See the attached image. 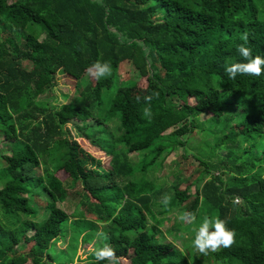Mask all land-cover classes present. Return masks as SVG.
Masks as SVG:
<instances>
[{"label":"trees","instance_id":"obj_1","mask_svg":"<svg viewBox=\"0 0 264 264\" xmlns=\"http://www.w3.org/2000/svg\"><path fill=\"white\" fill-rule=\"evenodd\" d=\"M1 17L23 26L9 34L12 27ZM244 32L253 56H264V0H197L194 8L179 0H0V134L11 145L0 155V264H51L54 254L72 253L77 238L87 244L97 222L116 234L104 232L107 240L101 238L95 250L108 242L117 256L127 257L139 237L129 264H189L191 256L201 264H264V159L252 157L258 148L264 155V75L230 80L224 71L226 64L243 62L236 46ZM96 60L109 62L112 74L83 82L78 95L87 104L78 98L55 108L38 100L53 87L56 72L77 82ZM121 63L145 85L128 117L135 82L127 86L119 79ZM203 77L218 88L206 86L202 99L189 105L190 85ZM112 87L104 104L101 94ZM152 92L159 96L151 102L149 122L142 98ZM207 109L208 132L221 138L214 148L224 154L196 161L209 174L193 193L178 190V174L161 194L155 173ZM112 121L118 136L106 127ZM66 125L73 139L109 158L107 168L87 152L71 158ZM129 154H137L135 162ZM60 170L68 179L55 177ZM222 173L229 174L226 181ZM130 182L133 189L126 186ZM74 185L72 197L79 199L71 216L57 203ZM169 191L167 212L192 211L200 222L219 215L235 230V243L203 256L165 242L150 220ZM40 193L47 200L38 213L27 196ZM234 197L243 204L234 205ZM76 225L84 230L80 236ZM66 227L75 233L65 250L56 251ZM93 253L85 264H108L95 261Z\"/></svg>","mask_w":264,"mask_h":264},{"label":"rangeland","instance_id":"obj_2","mask_svg":"<svg viewBox=\"0 0 264 264\" xmlns=\"http://www.w3.org/2000/svg\"><path fill=\"white\" fill-rule=\"evenodd\" d=\"M190 7L196 6L197 0H179ZM157 16V15H155ZM3 21L11 25L12 30L9 34H13V31L17 28L22 27L23 25L20 23V20L17 18H10V17H1ZM39 30H37V33ZM39 37H42L41 35ZM25 67H28L27 63H23ZM118 76L119 79L126 83L124 85H131L135 82V87L131 90L128 101L130 103V111L127 113V117L132 113V110L137 103L136 97L141 96L142 91L144 89V81L142 79H138L136 75L133 73L132 69L126 65V63H121L118 68ZM213 79V78H212ZM93 83L94 79L89 77L88 74H85L79 81L74 82L68 76L56 72L54 85L53 87L46 92L43 96L39 97V101H43L47 103L48 107H55L57 108L59 105L66 104V103H74L78 100L79 95L78 93L83 89V82ZM76 84V86H74ZM206 86H214L218 88V84L213 79V81L209 78L203 77L201 80L194 81L190 85V89L192 93L186 95V101L189 105L195 104L197 101L202 99L203 94L205 93ZM114 87L110 89V91L103 90L101 94V98L103 103L112 96ZM84 100V101H83ZM81 105L87 104L89 101L87 100L86 96L83 99L79 98ZM85 102V103H84ZM92 107V106H91ZM93 108V113L96 112V109ZM211 112L209 109L203 111L199 114V121L201 122L192 133H189L181 139L183 142V146L176 149L175 151L171 152L163 161L161 167L155 173V177L157 179L156 185L161 188L160 193L163 194L166 190L169 189L171 181L174 179L175 175H181L183 178L182 183L179 185L178 190H183L185 187H188V191L193 193L196 188L200 186V184L207 179L208 172L200 167L196 161H215L218 157L222 154L221 148H214V144L219 142L221 138L219 135L212 134V136L208 132V128L210 127L211 123L205 121L209 118ZM114 122H109L106 124L107 129H110L114 135L118 136L120 134V130L115 129ZM65 130L68 132V137L72 138L69 142L70 147V156L72 159H78L82 153L87 152L93 157L100 160V168H107L109 158L107 156L102 155L97 150L91 148L87 142L81 139H73L74 135L72 130H70V125H66ZM234 132L239 134L240 125H235L233 127ZM240 147H244L246 142L241 139L239 136L236 138ZM10 143L6 142L1 139L0 134V155L6 154L8 149H10ZM264 155L261 154V149L258 148L256 155H252V157L262 158ZM137 154H129V158L132 162H135L137 159ZM245 160V159H243ZM1 166V163H0ZM264 166V164L262 165ZM264 169V167H263ZM264 172V171H262ZM40 173V171H38ZM55 177L60 180L64 181L68 179V174L62 170L54 172ZM229 177L228 173H222V180L226 181ZM129 188H134L133 182H130L126 185ZM78 189V185H74L70 190L66 191V194L62 197V199L57 203V206L62 209L67 215H71L75 213L78 209L77 201L79 199L78 196L72 197L73 191ZM170 194V191H169ZM28 202L30 206H34V208L40 212L42 210L43 204L45 200H47L46 196L42 193L39 195L32 194L31 196H27ZM180 209V208H179ZM158 214L150 220V222L156 223L158 229L163 233V240L165 242H171L172 245L176 249L187 247V255H191V241L194 237V233L192 228L198 227L197 222L199 221V217L196 219L194 224L188 225L186 223H181L177 219V213L180 210H174L173 212H167L164 206L157 207ZM89 219V217H87ZM0 221H3L2 214L0 212ZM200 222V221H199ZM99 222L95 224L96 233L98 231L104 230V232H112L116 234V231L111 229L108 225L104 224V227L101 229ZM77 232L80 235L84 233V230L81 225H76ZM175 228V229H174ZM149 229L146 230L148 232ZM89 232V231H88ZM75 232L71 231L68 227L65 229V240L62 242H58L55 244L56 251L58 250H65L67 239ZM93 233L91 236L92 238L90 241L85 245H80L78 243V238L75 242V248L72 253L68 254H60L56 253L52 256L51 264H85L86 259L85 256L89 254L91 251H95V247L100 244L101 237H97L93 231L89 232ZM139 237L136 238V241L130 246L128 249V255L126 260L123 264H129V258L134 253V246L138 242ZM181 243V244H180ZM181 245V247H180ZM24 246L21 245V250H23ZM55 251V252H56ZM194 253L197 254V252ZM193 257L191 256L189 260L191 264H201L199 262H193ZM203 262V261H202ZM26 264H29L28 262ZM151 264H160V261L153 260Z\"/></svg>","mask_w":264,"mask_h":264},{"label":"clouds","instance_id":"obj_3","mask_svg":"<svg viewBox=\"0 0 264 264\" xmlns=\"http://www.w3.org/2000/svg\"><path fill=\"white\" fill-rule=\"evenodd\" d=\"M240 39L242 43L236 46V51L243 58V62H234L226 64L224 71L230 80H234L237 75H248L259 77L264 75V56L252 54V49L248 47L249 33H242ZM87 74L92 79L99 81L102 78H107L112 74V65L107 61H94L87 69ZM158 92L143 96V103L146 105L143 108V115L151 122L153 116L151 110V102L154 98H158ZM137 103L141 102V97H136ZM172 200V195L165 194L160 203L167 209ZM234 205H242L243 201L240 197L233 198ZM177 219L181 223L194 224L196 222V213L192 211H183L177 213ZM101 229L104 227L103 222L100 224ZM194 237L191 241V247L200 255L207 256L209 253H215L222 248H230L235 243L236 232L228 227V220L221 219L219 215H205L198 227L192 228ZM97 237L107 240V236L103 230L96 233ZM95 261H107L108 264H123L126 257L117 256L116 249L108 242H105L94 253ZM191 264V262H189Z\"/></svg>","mask_w":264,"mask_h":264}]
</instances>
